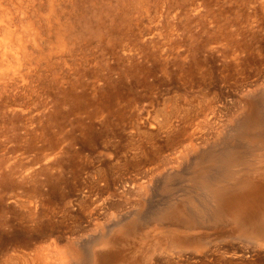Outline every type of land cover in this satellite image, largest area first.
<instances>
[{"label":"rangeland","instance_id":"obj_1","mask_svg":"<svg viewBox=\"0 0 264 264\" xmlns=\"http://www.w3.org/2000/svg\"><path fill=\"white\" fill-rule=\"evenodd\" d=\"M8 16L30 74L0 57V264H264V0Z\"/></svg>","mask_w":264,"mask_h":264},{"label":"bare ground","instance_id":"obj_2","mask_svg":"<svg viewBox=\"0 0 264 264\" xmlns=\"http://www.w3.org/2000/svg\"><path fill=\"white\" fill-rule=\"evenodd\" d=\"M1 12L6 14V9L2 8ZM6 20H4V23H0L1 27L0 28V57L3 60L6 56L11 55L14 59L13 62H15V67L13 68L12 75H10L7 79L3 80V84H8V85H16L18 82H21V85H24V81L26 80V77L28 73L30 72V67L26 68L25 70H18L15 71L16 69H19V67L24 65L23 60L25 56L27 55V41L22 38V35L18 29L13 27L11 24L6 23L10 21L12 18L8 16ZM21 17V16H17ZM18 19V18H17ZM24 20V19H23ZM2 22V21H1ZM2 30V31H1ZM30 30V29H29ZM32 37V36H31ZM38 39V37H37ZM31 41V40H30ZM34 42V41H33ZM33 46V45H32ZM31 46V47H32ZM9 58V57H8ZM11 58V57H10ZM9 58V59H10ZM1 60V62H2ZM5 61V60H4ZM11 62V59H10ZM1 65V63H0ZM4 72H2L3 74ZM30 74V73H29ZM19 79L17 80V78ZM169 119V118H168ZM261 120V119H260ZM165 123V122H164ZM261 126V125H260ZM256 132V131H255ZM215 151V150H214ZM206 157V156H205ZM204 158V157H203ZM263 165V164H262ZM251 166V165H250ZM227 176V175H226ZM238 176V175H237ZM206 183V181H205ZM237 186V185H236ZM211 196L213 197V200L218 201L222 197V189L221 188H214L211 191ZM210 194V193H208ZM210 196V197H211ZM185 200V199H184ZM210 202V201H209ZM212 204V203H211ZM187 205V204H186ZM213 205V204H212ZM209 206V205H208ZM212 207V206H211ZM215 208V207H213ZM194 209V208H193ZM224 209V206H223ZM222 209V210H223ZM229 209V208H228ZM207 210V209H206ZM219 210V209H218ZM213 211V210H212ZM227 211V210H226ZM241 211V210H240ZM217 212V211H216ZM221 212V210H220ZM230 212V210H229ZM209 213V212H208ZM211 213V212H210ZM215 213V212H214ZM213 213V214H214ZM162 214V211H161ZM242 214V213H241ZM201 215V214H200ZM212 215V214H211ZM236 215V214H235ZM234 215V216H235ZM237 216V215H236ZM211 217V216H210ZM162 218V217H161ZM183 218V217H182ZM202 219V218H201ZM209 219V218H208ZM237 219V218H236ZM216 220V219H215ZM198 221V219H197ZM196 221V222H197ZM205 221V220H204ZM116 224V223H115ZM183 226V225H182ZM194 226V225H193ZM260 226V225H259ZM252 230V229H251ZM107 234V233H106ZM255 239V238H254ZM264 244V243H263ZM264 246V245H263ZM196 252V251H195ZM204 252V251H203ZM163 253V252H162ZM165 253V252H164ZM186 253V252H185ZM166 255V254H165ZM200 256V255H199ZM167 258V257H166ZM165 262V261H164ZM167 264V263H166Z\"/></svg>","mask_w":264,"mask_h":264}]
</instances>
